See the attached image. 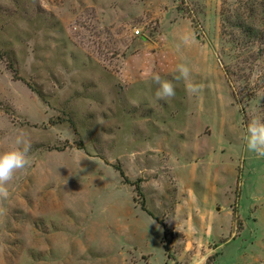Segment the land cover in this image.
<instances>
[{
  "label": "rangeland",
  "instance_id": "374dc122",
  "mask_svg": "<svg viewBox=\"0 0 264 264\" xmlns=\"http://www.w3.org/2000/svg\"><path fill=\"white\" fill-rule=\"evenodd\" d=\"M0 264H264V0H0Z\"/></svg>",
  "mask_w": 264,
  "mask_h": 264
},
{
  "label": "trees",
  "instance_id": "16d2710c",
  "mask_svg": "<svg viewBox=\"0 0 264 264\" xmlns=\"http://www.w3.org/2000/svg\"><path fill=\"white\" fill-rule=\"evenodd\" d=\"M117 171H119L120 175H121L122 177H124V173H123V171L121 170L120 167H117ZM126 182H127V180H126ZM139 187H140V186L137 184V185H136V188H137V192H138V193H140ZM142 207H143V209H145V208H144V205H142ZM160 224H161V225L164 227V229H165V226H164L165 224H163V223H160ZM164 237H166V236H164ZM164 248H165V251L168 252V246H167L166 242H165V244H164ZM168 256L170 257V255H168Z\"/></svg>",
  "mask_w": 264,
  "mask_h": 264
}]
</instances>
